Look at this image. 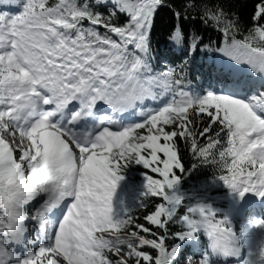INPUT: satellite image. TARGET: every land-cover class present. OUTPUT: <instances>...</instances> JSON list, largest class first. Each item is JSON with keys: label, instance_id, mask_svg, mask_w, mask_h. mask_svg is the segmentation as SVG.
<instances>
[{"label": "snow or ice", "instance_id": "6c2138e0", "mask_svg": "<svg viewBox=\"0 0 264 264\" xmlns=\"http://www.w3.org/2000/svg\"><path fill=\"white\" fill-rule=\"evenodd\" d=\"M178 3L167 44L184 55L208 48L184 24L199 8L220 33L214 51L259 88L193 93L182 68H154L151 34L168 0H0L20 10L0 11V264H173L181 245L166 241L200 231L210 243L197 264H215L217 249L224 260L238 258L227 218L215 220L206 204L184 205L177 139L204 160L218 149L227 174L217 179L240 197H264V0L246 34L222 7ZM119 16L125 21L114 23ZM149 100L156 106L145 107ZM213 126L219 130L209 135ZM133 162L155 174H142L137 208L160 200L144 222L137 208L115 207ZM27 222L35 233L27 242L39 245L21 256L10 246L25 244ZM171 223L183 230L169 233ZM254 223L264 227V219ZM242 264L264 260L252 252Z\"/></svg>", "mask_w": 264, "mask_h": 264}, {"label": "trees", "instance_id": "16d2710c", "mask_svg": "<svg viewBox=\"0 0 264 264\" xmlns=\"http://www.w3.org/2000/svg\"><path fill=\"white\" fill-rule=\"evenodd\" d=\"M54 0H50V3ZM83 2V0H81ZM170 8L160 10L154 21V27L151 34V63L153 67H165L167 65L177 66L182 68L181 77L183 78V86L186 91L193 93H202L206 90H214L217 92H228L231 90L243 89L250 91L252 88H259L256 82L249 77L247 72H238L231 68L234 62L229 61L221 53L214 51L218 46L220 33L215 29L211 22H204L202 17L198 14L199 8L193 9L187 14L184 21L185 28L188 32L195 33L202 37L203 44H207L205 49L201 45L195 52L189 51L187 55L183 52L171 48L167 44L169 33L174 24L172 15L173 10L180 7L178 0H168ZM192 2L199 5L202 0H192ZM207 2L209 8L222 7L225 13L232 19L236 20L240 32L246 34L248 28L252 25V16L255 7L261 0H203ZM107 14L106 9H97ZM125 21L123 16L114 19V23H121ZM86 23V22H85ZM101 31H103L101 29ZM239 38V37H238ZM149 106V105H148ZM146 106V107H148ZM155 107L156 104L150 105ZM195 121V117H193ZM207 124V117L204 118V124H197L199 128H203ZM219 130V126H213L212 133L214 135ZM222 144L225 136L222 133L220 137ZM206 143L205 139H200V144ZM179 147V155L183 163L185 171L180 173L175 170L177 175L181 177L179 184V191L185 197L184 205L194 206L197 203L208 204L212 206L217 214V217L222 216L223 212L227 211L229 205L235 202L240 197L238 193L229 190L221 181L217 179L219 175L227 174L222 170L221 162L218 158V149L213 153L208 160L199 158L192 153L188 144L177 139ZM149 172L144 169L142 165L131 163L123 172L125 179L117 188L116 196L118 204L117 211L123 209H136L140 200L142 199V184L143 173ZM155 176V174H152ZM160 202L158 198H148L144 200L147 204V209L137 208L134 215L140 217L138 222H144L143 216L146 212L154 209L156 203ZM35 205V202H34ZM33 205V206H34ZM185 207L182 206L178 215L185 212ZM28 232L26 233L25 244L19 245L15 248L10 246L16 253H23L27 250H34L36 243H28L27 241H34L33 223L27 222ZM149 226V225H146ZM156 231H161L154 229ZM183 226L176 223L169 225V233L182 231ZM260 243L264 241V230L259 232ZM174 243H180L181 247L173 264H187L191 259L193 264L203 258V255L209 251V238L203 231L198 232L194 238H186L183 241L168 239L166 244L170 247ZM153 252L154 250L146 249ZM211 259L215 264H241L236 258L229 257L227 260H220L212 256Z\"/></svg>", "mask_w": 264, "mask_h": 264}, {"label": "rangeland", "instance_id": "374dc122", "mask_svg": "<svg viewBox=\"0 0 264 264\" xmlns=\"http://www.w3.org/2000/svg\"><path fill=\"white\" fill-rule=\"evenodd\" d=\"M7 8L15 9L16 7L0 6V11H4ZM253 81L256 82V85H260L259 79H253ZM134 119L138 120V119H142V118L141 117H134ZM249 193H252V192H249ZM242 200H240L238 202L236 201V202L231 203V205L229 206L227 211H225V213L222 216L216 217V220L219 221V220H224L225 218H227V221H228L227 224H229L230 226H233L234 222L232 220V217H233L232 214H234V210H235L234 208L238 207L240 202H242ZM114 201H115V207H116L118 204V199H117L116 194L114 197ZM215 215H216V213H215ZM263 229H264V227H259L256 231L263 230ZM34 238H35V234H34ZM35 243H36V245H35V248H36L39 245V241H36ZM259 245H260V242L256 239V234H254L253 239L247 240L244 243H242L240 246H238V248L240 249V252H239L238 258H236L237 261L242 264V262L245 259L249 258V253L254 252ZM17 255H19V254H17Z\"/></svg>", "mask_w": 264, "mask_h": 264}, {"label": "clouds", "instance_id": "9594fccd", "mask_svg": "<svg viewBox=\"0 0 264 264\" xmlns=\"http://www.w3.org/2000/svg\"><path fill=\"white\" fill-rule=\"evenodd\" d=\"M253 253L256 255V258L258 260H264V241L260 243V245L256 248V250ZM213 254L216 255L220 260H224V256L226 255V253L223 252V250H219V249L214 251Z\"/></svg>", "mask_w": 264, "mask_h": 264}, {"label": "bare ground", "instance_id": "6f19581e", "mask_svg": "<svg viewBox=\"0 0 264 264\" xmlns=\"http://www.w3.org/2000/svg\"><path fill=\"white\" fill-rule=\"evenodd\" d=\"M243 205H245V201H243V204H241V206H243ZM237 208V207H236ZM236 208H234L235 210H237ZM240 207H238V209H239ZM234 219L236 220L237 218L236 217H234Z\"/></svg>", "mask_w": 264, "mask_h": 264}]
</instances>
